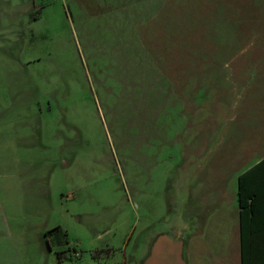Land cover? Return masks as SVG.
I'll return each mask as SVG.
<instances>
[{"label": "rangeland", "instance_id": "obj_1", "mask_svg": "<svg viewBox=\"0 0 264 264\" xmlns=\"http://www.w3.org/2000/svg\"><path fill=\"white\" fill-rule=\"evenodd\" d=\"M260 142L264 0H0V264H237Z\"/></svg>", "mask_w": 264, "mask_h": 264}, {"label": "crops", "instance_id": "obj_2", "mask_svg": "<svg viewBox=\"0 0 264 264\" xmlns=\"http://www.w3.org/2000/svg\"><path fill=\"white\" fill-rule=\"evenodd\" d=\"M253 146L255 149L251 154L237 159L238 172L232 178L226 179L223 185L226 193L230 188V201L237 202L238 205L237 264H264V142L255 143ZM240 177L248 195V206L243 214L239 205ZM218 186L215 187V192L221 191ZM172 225L174 234L159 230L150 235L138 264H146L148 261V264H178L179 257L184 264H188L184 256L185 242L178 238L181 227L178 224ZM160 238L163 240L154 251Z\"/></svg>", "mask_w": 264, "mask_h": 264}, {"label": "trees", "instance_id": "obj_3", "mask_svg": "<svg viewBox=\"0 0 264 264\" xmlns=\"http://www.w3.org/2000/svg\"><path fill=\"white\" fill-rule=\"evenodd\" d=\"M248 202V195L246 194V192L244 191V188L242 186V180L240 177V183H239V205L241 208V213L243 214L244 210L247 209V204ZM60 227H55L53 230L55 231H60Z\"/></svg>", "mask_w": 264, "mask_h": 264}, {"label": "water", "instance_id": "obj_4", "mask_svg": "<svg viewBox=\"0 0 264 264\" xmlns=\"http://www.w3.org/2000/svg\"><path fill=\"white\" fill-rule=\"evenodd\" d=\"M161 244V241H159L158 243H157V248L159 247V245ZM156 248V249H157ZM179 252H180V250H179ZM177 255H178V253H177ZM178 257H179V255H178ZM149 262V261H148ZM148 262L146 263V264H148ZM178 264H184L183 262H182V260H180V257H179V260H178Z\"/></svg>", "mask_w": 264, "mask_h": 264}, {"label": "bare ground", "instance_id": "obj_5", "mask_svg": "<svg viewBox=\"0 0 264 264\" xmlns=\"http://www.w3.org/2000/svg\"><path fill=\"white\" fill-rule=\"evenodd\" d=\"M163 239H159L157 242H156V244H155V247H154V251H155V249L157 248V243L159 242V241H162Z\"/></svg>", "mask_w": 264, "mask_h": 264}]
</instances>
